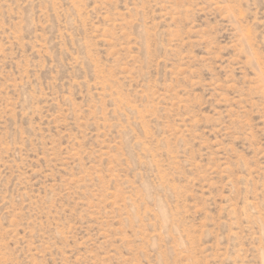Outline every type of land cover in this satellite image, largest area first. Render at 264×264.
I'll use <instances>...</instances> for the list:
<instances>
[{"label": "rangeland", "instance_id": "1", "mask_svg": "<svg viewBox=\"0 0 264 264\" xmlns=\"http://www.w3.org/2000/svg\"><path fill=\"white\" fill-rule=\"evenodd\" d=\"M0 264H264V0H0Z\"/></svg>", "mask_w": 264, "mask_h": 264}]
</instances>
